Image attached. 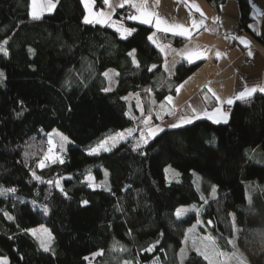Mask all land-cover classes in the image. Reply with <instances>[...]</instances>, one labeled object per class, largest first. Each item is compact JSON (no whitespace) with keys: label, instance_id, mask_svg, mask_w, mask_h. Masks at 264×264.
<instances>
[{"label":"trees","instance_id":"obj_1","mask_svg":"<svg viewBox=\"0 0 264 264\" xmlns=\"http://www.w3.org/2000/svg\"><path fill=\"white\" fill-rule=\"evenodd\" d=\"M207 1L220 10L228 0ZM236 1L243 31L264 45V36L250 27L255 16L249 0ZM84 19L81 0H58L39 20L32 19L31 0H0V44L8 53H0V189L16 190L0 195V258L7 264H180L196 213L178 219L176 211L194 204L230 251L221 219L235 217L251 244L252 263L264 264V94L227 107L226 124L199 119L144 144L143 120L150 116L151 125L158 123L159 106L201 62L183 60L169 76L163 53L148 39L152 26L115 15L134 29L124 38L116 27ZM161 38L174 46L187 40ZM133 50L137 63L129 55ZM109 70L118 74L117 84L104 91ZM130 93L140 97L143 111L134 102L130 114ZM127 129H135L133 136L109 152L89 154ZM53 130L71 142L63 163L48 160L40 169ZM168 166L179 172L178 180L167 181ZM90 175L102 186L90 187ZM60 179L63 192L56 186ZM41 224L54 235L53 253L26 231ZM186 262L208 264L196 253Z\"/></svg>","mask_w":264,"mask_h":264},{"label":"crops","instance_id":"obj_2","mask_svg":"<svg viewBox=\"0 0 264 264\" xmlns=\"http://www.w3.org/2000/svg\"><path fill=\"white\" fill-rule=\"evenodd\" d=\"M81 1L85 8V17L88 16L91 19L92 17L85 6L84 0ZM43 2L45 0H38V3ZM90 2L91 0H89ZM146 2L148 10L158 13L159 17L166 20L168 25L182 24L185 27H190L193 20L198 22L202 19L200 13L196 12L195 8L192 7L193 4L202 10L205 18L204 26L198 30L192 29L190 38L174 34L171 31L165 32L162 30L165 27L164 25H161V28L158 29L155 26V18H153L151 24H144L139 20H133L137 23L153 27L154 30L150 36L153 37L156 44H159L160 47H157L156 44L150 41L158 49H164L163 52L160 51L163 53L164 67L166 65L165 71L169 76L175 73L177 65L181 61H188L186 56L182 57L179 54L182 50L195 48L196 45H199L200 51L206 53L205 58L192 62H201V65L185 80L187 83L185 81L182 82L178 87L179 91L175 95L168 96L172 97L171 104L165 99L163 103L165 107L161 108L162 104L159 106L162 110L160 115H163L162 119H165V122L168 119L174 118L175 115H179V118L194 116L195 113H193L192 109L201 114L200 119H207L203 116L204 111L212 112L218 106L215 99L211 97V93L208 92V87H211L221 97V100H226L242 91L245 85L248 87L264 86V45L252 32L243 31L238 35L235 33L236 21L238 22L241 19V11L236 0H228L221 6L220 10L216 9L207 0H146ZM249 2L255 16V20L250 27L256 33L264 36V0H249ZM110 3L114 9V11L111 9L114 13L111 20L116 21L115 14L120 8L118 5L121 3V0H110ZM92 8L94 12L106 10V8L110 9L107 5L97 8L96 2ZM47 13L49 12L44 11L43 15ZM217 17L219 18L218 22L216 21ZM161 34L180 36L187 40L181 46H174L164 41L161 38ZM234 37H243L250 41L253 55L249 56V49L240 42V39H234ZM217 52L222 54L219 58L216 56ZM246 59H250L251 63H246ZM181 85L183 86L181 87ZM206 95L209 97L207 101L205 100ZM227 107L229 105L224 104L222 111L228 113L229 120ZM169 111L174 114L169 115ZM162 119L160 118L158 123ZM177 123L179 122L173 124ZM185 125L188 124L182 126ZM169 128L173 127L169 126Z\"/></svg>","mask_w":264,"mask_h":264},{"label":"snow or ice","instance_id":"obj_3","mask_svg":"<svg viewBox=\"0 0 264 264\" xmlns=\"http://www.w3.org/2000/svg\"><path fill=\"white\" fill-rule=\"evenodd\" d=\"M85 2V6L88 9L90 15H91V19L86 16L84 19L85 23H96V24H108V26L111 27H116V30L118 32L121 33V35L124 38H127L128 35H131V33L134 31V29H128L125 28L123 26L122 23H119L117 21H112L111 20V16H112V11L105 13L103 10H99L94 12L92 6L95 3V0H91V2L89 3V0H84ZM56 3H58V0H45V2L43 3H38V0H31V4H32V19L34 20H39L42 18L44 11H48L51 12L55 7H56ZM104 5H107L110 9H113V6L110 3V0H103ZM129 5L132 8L135 9V12L137 14L134 15H129L128 19H132V20H139L141 23L144 24H151L153 22V18H155V26L160 29L161 25H164L165 27L162 29L165 32H173L174 34H178L181 36H185V37H191L192 35V29H199L200 27L204 26L205 24V18H204V13L202 12V10L197 6V5H192L193 8H195L196 12L200 13V16L202 17V19H200L198 22L196 20H193L190 27H185L182 24H173V25H168L166 20H163L162 18L159 17L158 13H156L155 11H150L147 8V2L146 0H121V3L118 5L119 7L123 8L125 5ZM114 11V9H113ZM216 21H219V18H216ZM117 24H119V26H117ZM149 40H151L153 42V44H156V41L153 39L152 36L148 37ZM234 39H240V42L249 49L248 51V55L251 56L253 55L251 48H250V41H248L247 39L243 38V37H234ZM7 41H4V44H6ZM157 47H160L159 44H156ZM160 50L163 52L164 49L160 48ZM30 51H32L30 49ZM0 53H3L4 55H7V50L4 48L3 44H0ZM182 57L186 56L187 60L189 63L195 62L196 60L205 58L206 53L203 51H200V46L196 45L195 48H186L184 50H182L179 53ZM130 56H133V62L137 63L135 61L134 58V50L132 53H129ZM222 54L217 52L216 56L219 58ZM153 68H155L156 66L153 65ZM166 67V65H165ZM118 75V74H117ZM104 76L106 78L109 77V74L107 72L104 73ZM4 77L3 72H0V80H2V78ZM110 79V78H109ZM185 83H187V81H185ZM183 85H181L182 87ZM207 87V86H206ZM111 88H105L104 91H110ZM177 91H179V89H177ZM257 91H260L262 93H264V86H253V87H248L247 85L244 86L243 90L238 92L234 97H229L226 100H221V97L219 95H217V93L211 89V87H208V92L211 93V97L215 99V101L217 102V107H215L213 109L212 112H208V111H204L203 116L206 117L209 120H212L214 123H228V113L222 111V106L224 104H227L229 106H231L236 100H241V101H247L248 98H250L254 93H256ZM126 99V98H125ZM168 103L171 104L172 102V97H167L166 98ZM209 99V97L206 95L205 96V100L207 101ZM165 106L162 104L161 108H164ZM141 111H143V109H141ZM193 113H195L194 116H190V117H182L179 121V123L177 124H172L170 125V127H180L184 124H191L193 123L194 120L200 119L201 118V114L197 113L195 109H192ZM169 115L174 114L173 112L169 111L168 113ZM17 115H20V113H18ZM135 118V117H133ZM162 119V117H161ZM151 117H147L146 119L143 120V123L145 124L146 128H147V134L144 131H141L140 133V142H143L144 144H146L148 142V136H155L158 132L163 131L162 128L159 127H153L151 126ZM135 129H128L125 132H119L116 133L114 137H109L108 139L100 142L99 145H97L96 148H93L90 150L89 154H98L99 151L102 149L103 151H110L109 147H106V145H108L109 140L113 141V145L115 146V142L117 140H126L128 137L133 136ZM59 135V134H58ZM61 144L60 147L63 148L64 143L68 142L67 137L61 136ZM214 139L212 141H210V143H214ZM53 142L51 139H49V144L51 145ZM139 145V142H138ZM48 155H46L44 157V160L47 159H52L53 162H55L56 160H59L60 163H63V160L60 159V157L58 156H52V148H49L48 150ZM25 155H27V153H25ZM44 160H41L40 164L38 166L40 167H44ZM166 171H168L166 169ZM33 175L35 176V173H33ZM105 175H107V173H105ZM175 175H179L178 173H175ZM37 180H41V177L36 176L35 177ZM89 179H93L92 177H89ZM47 183L51 184L53 183L52 181H48ZM56 186L59 187V182H56ZM90 187L92 186L91 184L89 185ZM63 192V189H60ZM15 188H11V189H0V195L4 194L5 192H15ZM216 194V188L215 186H213L212 188V195L213 197H215ZM66 195V193H65ZM202 199H204V197H201ZM85 204H87V201H84ZM191 210H195V208L193 207V209H186V208H182L177 210L176 212V216L177 218L182 217L183 215H185L188 211ZM45 212H47V209L45 208ZM5 215H7V213H5ZM8 219L12 220L14 219L12 216L8 215ZM209 224H211V221H208ZM28 232H30L33 237H35L39 244L40 247L44 250V251H50V241L52 240L51 234L48 232L47 229L41 228V229H28L26 230ZM195 231V227H193L192 229H189V232H193ZM38 232H42V233H46L47 236H41L38 235ZM208 240L212 241V247H211V251H209V246L206 244L204 245L203 250L199 247H196L195 245V241H193V247L195 248V250L197 251V253L203 257V259L205 261L208 262V264H218L217 260L215 259V257L218 256H224L226 255L225 253L219 251L218 247L215 245V240L212 237H208ZM229 244H233V247H235V244L233 243L232 240L228 241ZM153 248L155 247V245L152 246ZM152 249L149 248L147 249V251H151ZM181 253L183 255V249L181 250ZM94 255H102V253H96ZM233 255H236L235 253H233ZM85 259H88L87 257H85ZM0 264H7V260L5 258H0ZM125 264H128V262H125ZM219 264H227L226 261L223 262H219Z\"/></svg>","mask_w":264,"mask_h":264},{"label":"rangeland","instance_id":"obj_4","mask_svg":"<svg viewBox=\"0 0 264 264\" xmlns=\"http://www.w3.org/2000/svg\"><path fill=\"white\" fill-rule=\"evenodd\" d=\"M56 5H57V3H56ZM103 11H105V13H107V12H110L112 10L106 8V10H103ZM113 15H114V13L112 11V16L111 17H113ZM100 25H106V24H100ZM236 27H237V21H236ZM235 33H236V29H235ZM107 73L109 74V77H108L109 87L111 89H114L116 84H117L116 71L109 70V71H107ZM126 99L129 102V104H130V109H129L130 114H132V110H133V106L132 105H133L134 102H137V104H138L137 107L139 109L142 108V104H140V102H141L140 101V97L137 94L130 93V94H128L126 96ZM159 111H160V113L162 112L160 107H159ZM161 117H163V115H161ZM180 119L181 118H179V115H175L174 118L168 119L166 122L164 121L165 119H162L159 123L152 124L151 126L162 128L163 131H164L167 128H169L170 124L179 122ZM125 131L126 130H123V131H120V132H125ZM161 132L162 131L158 132L156 135H158ZM146 134H147V132H146ZM61 136L67 137L62 132H60L58 130H53L50 133L48 140L51 139L52 142H53L51 144V147H52L51 155L52 156H58V157H60V159L63 160V153H64L65 150H67V147H68V145L70 144L71 141L67 137L68 142L64 143L63 148H61L60 147V144H61L60 137ZM112 137H114V136H112ZM148 137L150 139L153 138V136H148ZM122 141H124V140H117L115 142V146H112L113 145V141L109 140V143H108V145H106V147H109L110 150H111L114 147H116L117 145H119ZM103 152H109V151H103L102 149L99 151V153H103ZM48 154L49 153H47L46 155H48ZM48 160L53 162L52 159L44 160L45 166L44 167H40L39 166V168L40 169H45L46 168V164H47L46 162ZM58 162H59V160H56L53 163H58ZM166 169L168 170V171H166L167 181L168 182H172V181L178 180V176L180 174L175 168H173L172 166H168ZM175 173H178L179 175H175ZM89 177H92L93 179L90 180ZM58 182H59V185H60L59 188L61 189L63 187V183H62L63 180L60 179V180H58ZM86 182H88L89 185L91 184L92 188L93 187L97 188V187H101L102 186V183L97 182L93 175L88 176L86 178ZM195 183H196L197 188L200 191H203V187H202V184H201L202 183V179H201V176H200L199 173H195ZM248 196L250 197L249 192H248ZM193 207L195 208V210L188 211L185 215H183L182 217L178 218V219H184V218L188 217L189 214L196 213V218H195L193 224L187 229V232H186L185 237L183 239V244H182V247H181L180 252H179L180 264H187L186 261L190 257L191 254H193V253L198 254L197 251L195 250V248L193 247V241H195L196 247H199L202 250L204 248V245L207 244L209 246V251H211L212 241L208 240V237L214 238L215 245L218 247L219 251H221V252L226 254L224 256L215 257V259L217 260L218 264H219V262H223V261H226L227 264H253L252 260H251V256H252L251 244H250L249 240L242 234V231L240 229L238 221H237V219L235 217L232 218V221H226L225 219H221L222 220V224H223V229H222V231L220 230V232L227 236V242L226 243H228L229 240H232L233 243L235 244V247H233V244H229L228 243V245H230V248L233 250V251H230V250H227L225 248V246H224L225 242L217 239V237L215 235H213L212 232L206 227L205 222H204V218L202 216V213L199 211V209H198V207L196 205H194V204L185 205V206L180 207L179 209H182V208L193 209ZM193 227H195V231L189 232V229H192ZM41 228L47 229L48 232L51 234V237H52V240L50 241V251H47V252H52V253L55 252L54 235L52 234L50 228L46 224H41V225L36 226V227H34L32 229H41ZM37 234L41 235V236H45V237L47 236L46 233H42V232H38ZM37 242H38V240H37ZM182 249H183V255L181 253ZM233 253H235L236 255H233ZM95 256L96 255H94V257Z\"/></svg>","mask_w":264,"mask_h":264},{"label":"built area","instance_id":"obj_5","mask_svg":"<svg viewBox=\"0 0 264 264\" xmlns=\"http://www.w3.org/2000/svg\"><path fill=\"white\" fill-rule=\"evenodd\" d=\"M134 14H137L135 12V9L132 8L131 6L129 5H125L123 8H119L117 11H116V18L120 21V22H127L129 19H128V16L129 15H134ZM243 32V28L240 24V22L238 21L237 22V27H236V34H240ZM246 63H251V60L250 59H246Z\"/></svg>","mask_w":264,"mask_h":264}]
</instances>
